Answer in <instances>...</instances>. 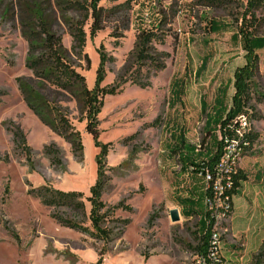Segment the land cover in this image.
<instances>
[{
	"label": "rangeland",
	"instance_id": "rangeland-1",
	"mask_svg": "<svg viewBox=\"0 0 264 264\" xmlns=\"http://www.w3.org/2000/svg\"><path fill=\"white\" fill-rule=\"evenodd\" d=\"M125 1L103 0L101 5L111 7ZM233 1L210 8L199 6L197 0H135L129 28L119 32L121 37L114 36L119 24L112 22L94 39L86 28L85 53L91 68L83 62L77 66L90 89L94 88L100 54L108 59L102 85H123L116 78L134 48L137 33L167 17L172 34L164 46H158L170 58L166 69L151 79V87L124 84L121 94L105 97L98 116L99 141L110 144L106 158L109 183L103 200L109 206L123 202L133 208L132 213L116 211L115 218L130 219V224L105 243L86 232L88 222L80 225L81 231L57 223L51 215L67 217L69 211L47 208L32 193L43 187L80 192L89 214L87 197L97 181L99 149L86 133L73 101L60 98L82 135V157H75L70 145L42 125L24 103L16 79L31 78L32 74L25 68L27 44L16 20L18 0H0V92L4 94L0 99V264H98L100 254L101 264H191L196 251L188 246L197 245L192 233L198 219L188 220L183 215L179 198L189 195L190 188L202 192L204 185L198 177L188 179L185 175L188 172L183 168L190 165L182 161L185 152L178 148L179 137L184 136L188 145L200 150L207 137L202 105L211 113L221 88H227V104L231 103L234 73L246 62L240 42L233 37L247 0ZM210 20L222 24V30L211 33ZM57 31L70 49L72 40L65 28L60 26ZM259 36L264 37V24ZM257 81L264 84L263 77ZM175 90L180 91V97H174ZM256 110L262 113L264 107ZM250 123L260 134L252 155L264 164V122ZM13 126L26 136L32 150L29 159L16 148L7 130ZM51 144L60 150L55 165L44 153ZM199 160L195 157L194 162ZM174 209L180 211L177 223L170 218Z\"/></svg>",
	"mask_w": 264,
	"mask_h": 264
},
{
	"label": "trees",
	"instance_id": "trees-1",
	"mask_svg": "<svg viewBox=\"0 0 264 264\" xmlns=\"http://www.w3.org/2000/svg\"><path fill=\"white\" fill-rule=\"evenodd\" d=\"M103 0H18L16 20L22 39L27 44L25 68L31 72L32 77H19L16 79L18 90L28 109L39 122L47 127L53 134L70 145L75 157H82L84 146L82 135L70 119L68 108L63 100L69 99L76 104L81 116L80 121L85 122V131L89 134L99 153L96 156L97 181L90 188L87 201L90 204L89 214L86 212L84 195L80 192H64L51 187L39 188L32 192L41 204L54 211L66 209L67 217L57 213L51 215L60 225L81 231L82 223H89L86 232L105 243L109 242L114 234H122L130 224V219L115 218L117 210L129 213L133 208L120 202L117 206H109L103 200V194L108 186L109 178L106 175V158L110 144L100 143L101 131L98 116L104 107L107 96H116L123 92L126 83L136 85L141 89L151 87V79L166 69V61L170 54L158 49L164 46L168 37L172 36L167 29V17L161 18L149 29L140 30L136 35L133 50L129 53L123 70L116 78L123 85L104 87L106 78L105 64L108 59L100 54V63L96 70L94 88L90 89L86 77L78 71V63L83 62L86 68H91V60L85 53L88 33L94 39L105 30L108 24L115 23L114 36L121 37L120 31L127 30L130 25V11L135 0H126L111 7L101 5ZM120 0H114L119 2ZM199 6L220 8L232 4L233 0H197ZM240 26L234 40L239 41L245 52L246 62L234 73L231 103L227 104V88H221L215 99L212 112L208 113L207 106L202 105L206 122L204 130L207 137L203 140L201 149L186 143L184 136L180 138L178 148L185 152L182 161L190 165L184 170L188 179L194 176L202 180V192L199 188H190L185 198H179L183 206V215L188 219L197 218V230L193 232L196 246H188L196 252H201L207 243L203 235L208 219L205 200L212 196L211 184L206 183V170L212 171L222 155L224 140L234 136L233 120L241 113H247L250 121H259L262 116L257 112V106L264 104V87L257 79L260 77V57L258 51L264 49V37L259 31L264 24V0H247L240 16ZM211 33L222 30L223 25L215 20L208 22ZM64 27L72 40L70 49L63 44V39L57 31ZM174 97H180V91H174ZM4 94L0 92V99ZM1 102V100H0ZM250 110V113L247 112ZM157 123V121L155 122ZM154 125V124H152ZM12 133L16 148L28 155L32 153L24 132L18 126L8 127ZM221 133L219 137L218 134ZM173 137V135H172ZM260 140V134L252 129L244 141L249 145L242 149L244 156L251 154L255 144ZM175 152V151H173ZM45 155L51 164L58 163L60 150L55 144L45 147ZM197 153V154H196ZM199 157V162H194ZM246 176L241 170L233 177L232 188L226 191L230 198L232 209L233 197L238 193L241 182ZM153 217L149 219V223ZM102 254L98 264L102 263ZM264 243L255 256V264H263Z\"/></svg>",
	"mask_w": 264,
	"mask_h": 264
},
{
	"label": "crops",
	"instance_id": "crops-1",
	"mask_svg": "<svg viewBox=\"0 0 264 264\" xmlns=\"http://www.w3.org/2000/svg\"><path fill=\"white\" fill-rule=\"evenodd\" d=\"M257 54L260 57V77L264 78V49ZM257 107H264V104ZM259 114L262 119L254 121L257 124L264 122V112ZM252 152L242 160L241 171L246 179L232 200L229 233L225 238V255L230 264H254L264 243V164L263 159Z\"/></svg>",
	"mask_w": 264,
	"mask_h": 264
},
{
	"label": "built area",
	"instance_id": "built-area-1",
	"mask_svg": "<svg viewBox=\"0 0 264 264\" xmlns=\"http://www.w3.org/2000/svg\"><path fill=\"white\" fill-rule=\"evenodd\" d=\"M247 112L250 113L249 110ZM246 119H249L247 113H241L234 118V136L225 138L220 159L212 171L206 170L205 180L208 185L211 184L213 192L205 200L208 219L203 235L207 243L201 252L195 253L191 264H230L225 255V238L229 233L228 223L232 209L226 191L232 188L233 177L241 170L239 162H236V153L249 145L244 141L250 134Z\"/></svg>",
	"mask_w": 264,
	"mask_h": 264
},
{
	"label": "bare ground",
	"instance_id": "bare-ground-1",
	"mask_svg": "<svg viewBox=\"0 0 264 264\" xmlns=\"http://www.w3.org/2000/svg\"><path fill=\"white\" fill-rule=\"evenodd\" d=\"M250 122H251L250 119H246V127H248L249 130H250V132H252V127H251L252 125H251ZM244 154H243L242 149L239 150V151H237V153H236V162H239L240 163L242 161V159L244 158Z\"/></svg>",
	"mask_w": 264,
	"mask_h": 264
},
{
	"label": "water",
	"instance_id": "water-1",
	"mask_svg": "<svg viewBox=\"0 0 264 264\" xmlns=\"http://www.w3.org/2000/svg\"><path fill=\"white\" fill-rule=\"evenodd\" d=\"M170 218L173 223H177L180 221V213L178 209H174L170 211Z\"/></svg>",
	"mask_w": 264,
	"mask_h": 264
}]
</instances>
